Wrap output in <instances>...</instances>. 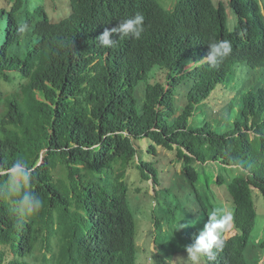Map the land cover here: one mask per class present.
Segmentation results:
<instances>
[{
  "label": "trees",
  "instance_id": "obj_1",
  "mask_svg": "<svg viewBox=\"0 0 264 264\" xmlns=\"http://www.w3.org/2000/svg\"><path fill=\"white\" fill-rule=\"evenodd\" d=\"M30 2L0 5V82L11 86L0 91V184L25 160L42 207L21 222L0 198V264H193L176 231L162 232L152 207L138 212L130 200L134 175L153 179L159 195L189 193L204 214L206 188L222 186L236 234L220 260L200 264H248L264 215V0H175L171 9L67 0L70 13L56 22ZM137 13L139 39L116 34L113 47L101 46L106 28ZM219 40L232 54L218 67L198 64ZM154 71L165 82H151ZM247 80L238 119L222 124L207 100L221 89L229 113V96ZM148 220L157 237L142 236ZM254 247L264 250V239Z\"/></svg>",
  "mask_w": 264,
  "mask_h": 264
},
{
  "label": "clouds",
  "instance_id": "obj_2",
  "mask_svg": "<svg viewBox=\"0 0 264 264\" xmlns=\"http://www.w3.org/2000/svg\"><path fill=\"white\" fill-rule=\"evenodd\" d=\"M66 4L70 10L67 0ZM144 20L145 17L143 14L137 13L129 18L121 20L116 27L110 29L106 28L97 39L101 46L105 48H110L115 45L116 39L113 37L116 34L119 36L139 39L145 30ZM21 31H24V29L21 28ZM207 46L208 52L198 64L205 61L212 67H218L225 58L232 54V44L228 40L213 41ZM32 180V172L29 169L27 162L23 159H18L13 162L12 167L9 170L8 178L3 184H0V198L10 201L12 205L11 211L21 218V222L23 219L38 213L42 207L41 199L32 188ZM151 182L154 184L153 179L146 183L149 184L150 190L153 192L151 207L153 212H155L154 216L161 218V220H159L160 225H163V219L166 216H168L171 221L175 222L176 227L174 228L173 225L169 230L176 231L184 243V246L181 247V255L189 256L193 261V264H200L201 259L204 257L208 260H214L215 257H217L220 260V257L225 250L224 243L228 242L236 234V230L233 228L232 224L231 213L225 210L223 215H218L216 211L211 209L212 200L210 199L211 203L208 206L209 210L207 211V214H204L201 205H199L201 203H198L196 198L188 194L192 199L190 213L186 215V218H189V220L180 219L176 221L173 217V211L170 208L167 207L166 211L163 209V205H170L168 199L171 193H161V195H159V192L163 191V189L155 184L152 186ZM136 190L140 192L139 189ZM178 195L181 196L183 194L174 193L175 199H179ZM140 198L141 201L139 204L141 205L143 200L142 194ZM138 212L142 211L138 210ZM261 215L264 216L263 214ZM154 222L155 221L152 220V225L156 227ZM156 228H154V231L157 234L154 235L153 230L151 234L155 237H157L160 232V229ZM188 228H191V233L185 234L187 230L184 231V229ZM226 230L232 232L228 237H225L224 231ZM141 234L142 232L139 231L136 242L141 239Z\"/></svg>",
  "mask_w": 264,
  "mask_h": 264
},
{
  "label": "rangeland",
  "instance_id": "obj_3",
  "mask_svg": "<svg viewBox=\"0 0 264 264\" xmlns=\"http://www.w3.org/2000/svg\"><path fill=\"white\" fill-rule=\"evenodd\" d=\"M7 0H0V5H4L6 3ZM166 9H171L175 0H158ZM217 1V0H215ZM226 1V0H223ZM35 3H43L47 13L49 15V17L51 18L52 21L56 22L58 20H60L61 18L65 17L66 14L69 13V9L67 7L66 4V0H31V4ZM262 5L264 6V4L262 3ZM261 14L264 16V7L261 8ZM200 63V62H199ZM151 82H155V81H159V82H165V73L161 72V71H154ZM255 80H257L255 78V76H251V81L255 82ZM250 82V80H247L246 83H244L242 85V87H240L236 93L231 94L229 96V100L227 102V109L229 110V113H227L226 111L221 110V106L224 103V99L222 97H220V94H222V90L219 89L218 93H213L211 94V97L207 100L208 103H210L214 109L213 111L218 114L221 115L224 118V122L222 124H224L225 122L227 123H231L234 122L236 119H238L239 116V110H240V106H241V101H240V90H245L247 89L248 83ZM0 91L2 93H7L9 91H11V86L5 82H0ZM230 107V108H229ZM224 126V125H223ZM137 160L136 159L134 161V164H137ZM195 168L197 169L196 163H194ZM180 166V165H179ZM206 167V166H205ZM199 169H201V166L198 167ZM207 170L209 168V166L206 167ZM180 171L181 168L178 167L176 169L175 174H179L180 175ZM139 175V174H138ZM130 176H133L130 175ZM180 178H182V176H179ZM135 178V179H134ZM134 178L132 179H126V183L128 185V190H129V197L130 200L132 201L133 204L138 205L141 201V194L143 197L142 203H141V207L139 208V211H147L150 209L151 206V202L153 200L152 197V190H150V186L148 183H143L140 181V176H136L134 175ZM215 178V177H213ZM152 186H154V184L151 182ZM179 187H183L184 184H179ZM136 189H139V191H137ZM206 192L208 194V197L212 200V204H211V209L213 211H216L218 215H223L225 210H226V201H225V191L222 189V186L216 185V184H212L209 186V188H206ZM174 192L170 194V197L168 199L169 202V206H165L163 205V209L166 211L167 207L170 208L173 211V217L174 220L178 221L180 219L183 220H189V218H186V215L188 213H190V208L192 205V199L191 197L188 195L189 193H187L186 195H178L179 199H175L174 197ZM218 200V201H216ZM159 201V199H158ZM259 204V203H258ZM260 206V210L263 211L264 208L263 206ZM140 214V213H139ZM262 214V213H261ZM261 214H259V212H257L256 215V221H255V225L254 228L252 230V234H251V248L248 250L247 252V257L246 260L248 262V264H264V250H260L254 246H257L258 242L260 240L264 239V216H262ZM141 215V214H140ZM163 225L161 224V231L165 232L167 230H169V228L171 226H173L174 228L175 226V222L171 221V219H169L168 216L164 217L163 219ZM142 224L144 225V223L142 222ZM145 226V225H144ZM152 230L154 235L157 234L154 231V226L152 225V220H148L147 224L145 226V230H144V234H142V236H146L147 234H152ZM225 233V237H228L229 235H231L232 232L229 231H224ZM155 237V236H154ZM138 245L140 247L145 248L146 247V242L143 239H139L138 241ZM156 245L159 247V241L157 239L156 241ZM149 250H151L153 253H156L157 250L155 249V246L153 243H151L149 245ZM142 259L141 263L146 262L144 260V254L141 253V257ZM149 261V260H148ZM151 261H153V258H151Z\"/></svg>",
  "mask_w": 264,
  "mask_h": 264
}]
</instances>
